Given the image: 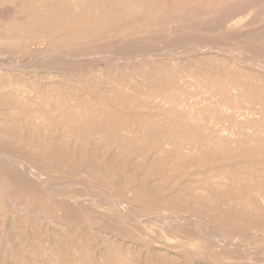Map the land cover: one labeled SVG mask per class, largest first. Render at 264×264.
Returning <instances> with one entry per match:
<instances>
[{
  "label": "rangeland",
  "instance_id": "rangeland-1",
  "mask_svg": "<svg viewBox=\"0 0 264 264\" xmlns=\"http://www.w3.org/2000/svg\"><path fill=\"white\" fill-rule=\"evenodd\" d=\"M262 5H264V3L260 6H257V9L255 7L252 11L253 13H251V17L253 18V20L256 17V21H259V23L257 22L258 26H260L261 23H264V6L262 7ZM0 12L7 16L5 19L0 20V30H3L0 31V83L5 84V86L2 88L4 89V91H0V149L12 154L16 153V156L22 157L24 160L29 162L32 166V170L37 172L40 177H50L51 185L54 188L64 190L67 193L69 192V195L76 194L77 196L85 195V197H87L90 193L99 197L108 194V196L118 199L122 203V205L125 206L124 208L127 214H129V212H139V214L148 215L150 213H168L174 212L177 209H183L185 211V214L190 215H187V218L180 220V222H182L183 224L182 226H177L176 229L173 230H164L163 226L168 228V226L171 225V222L169 223V225L168 223H161L159 221L157 222L158 225H153L152 227H136L129 222V219L125 218L127 217L125 213L109 211L105 208L98 207L96 204L90 201L81 200V202L76 203L71 202L68 204L52 205V203H50L49 201L47 202V200L45 199V193L41 190V188L34 185L31 181H29L30 184H27V186H29L28 191L31 192L29 195L21 194L19 197L9 196V194L11 193H8V191L5 190L4 186L7 185L9 188V186L11 187L12 184L13 189H11L12 187L10 189L12 190L11 192H14V184H18L16 182L18 181L16 180L18 169L0 160V264H117V262H119L120 264H130L129 261L131 260H136L134 262L135 264H264V251L261 252V248L264 247L263 234L255 236L244 235L243 239L246 242L244 245H242V247H233L230 245L212 246L207 239L204 230L198 228L202 225V227H205V223H202V221L208 220L209 227L212 231L219 233L222 236H227L228 238L231 236L239 238L241 232L247 229L250 224H248L247 226V223L244 221L228 218L227 215H229V213H243L250 216L264 215V207L261 208L264 203V198H261L262 196L264 197V135L261 132H258L257 136V131H253L251 133L252 135H250L252 136V141L249 136L250 132H247L243 137L239 139V135H236V142L234 140L229 142L219 139L216 140L215 138H213V134L209 130L210 128L203 126L201 128H193V130L191 127H180V129H185L184 131H181L180 138L179 128H171L167 125L163 126L166 131H169L168 137L171 136L167 138V134L165 135V132H163V127L162 129L158 128V126H149V128L147 127L148 129L146 127V129H144L133 126L130 128V130H132L130 131L131 133H127L128 137H131V135L132 137L133 135L138 136V134L142 133L143 136H139L146 139L144 140L145 144L147 142V145L144 146L145 144L143 142H140L139 140V144L143 143L144 145H142L146 147V149L142 148V145L139 148L144 149L143 152H148L147 154L142 156L139 154L137 145L138 141H135L136 143H133L137 146L136 149L134 148L135 153L132 151L133 148H130V145L133 144H131V142H124L123 139L116 141L113 140V142L112 140H110L111 142H107V140H104L94 143L93 141L82 143L83 140H77V138L75 140V136L73 138V135H76V129L74 128H69V132H67L66 130H61L59 128L57 129L58 131H56V129L49 128L43 134L40 140H38V137H40V135L38 136L33 131L31 134V129L28 128L27 125L25 126L19 123L23 120H26L25 113L20 110L19 114H10L8 110L13 105L12 102H16L15 100L19 99V93L28 90H33L37 94H39L40 92V94H42L44 92V95H42V97H47V103H50V99L53 100L52 97H55L57 95L56 92L61 93L58 94V96L61 95V99L64 98V95L66 93V99L64 98L65 101H69V99H71V96H73V98H76L79 94L81 95V97H79V95L77 98H80L79 100H84L85 98L89 99L92 96H101V89L106 86V78L108 76H116L117 80L122 79L120 81L123 82L130 81L129 84H132H130L132 86V89L127 90L131 94H129L127 91L126 93L119 92L120 95L122 94L124 95V97L127 96L124 102L126 104H130L132 103V101L136 102L141 97L144 98L143 93H146L148 88L150 89V86L151 89L148 90L150 92L152 91V86H155L154 90H167V92L170 91V94L180 97L181 95L194 96L200 90H206L210 88L213 90H224L231 82H235L242 86V93L239 100L247 99L252 102L255 101L259 103L258 105H264V84H261V82L257 83L252 79L253 77H255V75H264V59L262 58L259 61L254 62L248 60L251 59L252 56L257 57V55H264V37H262L264 31H230L225 27L218 28L217 24L214 23L215 20L213 19H205L206 21H200V19H197L195 20V22H183L175 30L156 32L152 31L148 33L133 35L125 40L117 41L115 37L110 36L108 38L91 42L90 44L78 43L76 45H69L66 44L65 41L59 40L55 45H50V43L47 41L42 43L43 45H37L30 43V40L35 35L39 36L40 33H38V31H27V29L23 30L20 27H17L16 31H6L7 29L5 28V26L12 18L19 17L18 19H20L21 17L23 18V15L16 13L15 11L13 12V7L9 4H4L3 6H1ZM197 21H200V23ZM188 25L190 27H188ZM225 32L228 33L225 34ZM54 37H57V33L54 34ZM200 42L213 43L215 45L226 48L229 50V53L235 56L237 59L241 61L247 60L249 65L246 67H242L233 64L228 58V56H230L228 55L229 53L226 52L207 50L198 51V44ZM91 45H95L97 47L99 46V48L108 51L113 57L115 55L118 57L117 52L129 54L140 52L145 56L141 55V58L138 57L137 59L132 60L127 59L121 62L119 60L118 62L117 59H110V61L108 62L109 64H103V67L107 69H105V74L103 73L100 76H97L100 77L99 79L95 75L97 72L96 69H98L97 67L91 68V65L89 66L88 63L80 66H76V64H65L56 61L52 56L47 55L50 54L51 48H58L62 50V53L71 55L76 54L81 50L87 49ZM167 50L169 51L167 52ZM143 52H145V54ZM164 52L165 54H163ZM240 52H242L243 54H240ZM213 53L215 56L213 55ZM149 54L150 57H147L146 55ZM179 56L180 58L178 59L177 57ZM3 66L5 67L3 68ZM152 66L153 69L159 68L163 76L161 74L155 76V74L151 73L152 79H148V77L147 79L144 78L143 75H148L149 72L153 71V69L151 68ZM250 66L252 67L250 68ZM253 66H255L256 68ZM140 68H142V70L139 74H137L136 70ZM248 68H250V70ZM247 69L249 71H247ZM189 70L193 71V73L196 74L194 83H190L187 85L180 83L178 81L179 76H181L184 72H188ZM202 70L203 74L201 73ZM124 71L125 73H123ZM47 72H49L53 76H51L50 78H47V76L44 77ZM241 72H243V74H241ZM238 73L241 75H238ZM178 74L179 76H177ZM120 75L123 76L120 77ZM160 76H162V78L164 77L163 81L159 80ZM118 77H120V79ZM72 78H74L75 80H73ZM157 78H159L158 81ZM96 79H99L98 82L96 81ZM134 80L135 83L137 82L136 84H134ZM100 81L102 82V84L105 81V85L100 84ZM56 82L58 83L56 84ZM96 82L98 85L97 87L101 89H98L96 87ZM32 83L33 86L31 87ZM54 83L57 86L60 83V87L58 86V88H56L57 86H55ZM92 83L96 88L93 87V89L91 87ZM40 84L43 86V88ZM49 84H51V88L49 87ZM182 84L184 85L183 88ZM45 85L48 87H44ZM100 85L102 86L100 87ZM175 85L178 90L183 89L181 90L182 94L180 91L179 94L178 92L176 93V90L173 89V87L177 89ZM65 86H68L69 91L72 89L71 92H73L74 89L75 92L78 93V95L73 94V92V95L70 96V94L67 93L69 91L65 90L64 92ZM70 86L74 87L69 88ZM256 86L259 88L255 89L254 87ZM30 87L31 89H29ZM62 87H64V89H62ZM188 91L190 93L189 95ZM87 93L91 96L89 97ZM10 97H12V99ZM44 98L43 100H45ZM107 102H109L108 99ZM34 106L33 108L36 107ZM29 108H31V106H29ZM42 108L44 110L49 109L46 105H42ZM4 109H6V111ZM115 110L119 112H140V110H137V108L121 109L120 107H118ZM206 110L207 113L205 112ZM206 110H203V113L205 112L204 116L193 115L192 117L185 116L184 118V116L160 113L158 115V118L171 121H192V119H194L193 121H198L200 118V120L203 119V121L208 122L209 119L212 120L213 117H220L216 107L213 106ZM4 112H7V115ZM51 113L50 116L53 115V112ZM50 116L48 114V117ZM27 119H29V117ZM152 127H154V129ZM156 128L158 130H156ZM138 129L140 130V133L138 132ZM160 129L162 130L160 131ZM169 129L171 130V132ZM63 131L64 133H62ZM133 131L135 132V134ZM231 131L236 132L237 129H230L228 130V132L223 131V133L227 135ZM118 133V137H120V139L123 138L122 135H124V133L121 131ZM218 133L222 134V131H219ZM62 134L63 136H61ZM184 134L185 136H182ZM68 135L69 137H71L69 138ZM79 135H81V131ZM79 135H77L76 137H78ZM152 135H154L155 138H153ZM164 135L165 140L163 139ZM27 136L28 138H34L33 145H30V143L26 145V142L22 143V141L20 140L21 137V139H25L27 138ZM58 136H61V139H57ZM232 136H235L234 133ZM71 139L75 140L76 144H74L75 142H71L73 141ZM156 139H159L157 144L155 143ZM253 139L255 141L257 139V141L254 142ZM259 139H261L260 142ZM142 140L143 139H141V141ZM55 141H57L59 148L61 147V145L63 148L65 147L64 151L62 150L61 155L58 154L59 152H55L57 150V148L55 147L57 146ZM80 141L81 143H78ZM150 141L154 142L156 145L154 143L152 144ZM164 141H169V143H164ZM172 142L174 144L177 143L176 148L174 147V144ZM189 142L191 145L189 144ZM232 142L234 143L232 144ZM60 143L61 145H59ZM170 143L172 144L171 146H173L171 149H169ZM186 144L189 145L188 149L191 146L193 148H191L193 150L192 152L191 149H186L187 154L191 152V155L189 154L188 156L184 152V149L187 146ZM196 144L198 146H196ZM38 145L40 147H44V154L43 148L38 149ZM165 146L167 148H165ZM180 146L183 147V150ZM54 147L56 148L55 151L52 150L55 149ZM163 147V151L162 149H159ZM91 148L93 149V151ZM159 150L160 152L162 151L161 153H163V156H160L161 153L159 152ZM155 151L156 153H154V155L160 153L156 156L159 155L158 157L162 162L159 161L158 157L156 159V157L153 156L152 153ZM181 151L183 152V154L181 153ZM63 152H65V154ZM71 152H74V154H76V167L78 169L72 168L71 166ZM77 152L79 155H77ZM141 152L142 150L140 151V153ZM138 154L142 157L140 158ZM176 155L179 157L177 158ZM210 155H212V157H210ZM68 157L69 160H67ZM56 158L58 159V162H55ZM149 158L151 160H149ZM52 159L54 160L52 161ZM79 160H83L84 163L83 165L78 167ZM157 160L158 162L156 163ZM183 160L185 161V163ZM179 162H181L182 166L184 167L183 169L181 165L179 166ZM92 164L99 165V167H104V170L102 172L93 171L92 169H90ZM62 167L64 168V170ZM112 168H118L121 171L120 174L111 177V175L107 171ZM170 168L172 169L170 170ZM223 168L225 172L223 171ZM240 169L244 171V173H242ZM218 171L220 172V174ZM226 171L228 172L227 175L230 178L229 183H227L226 181V179H228L226 178L227 175L224 176L225 179L223 178V174H226ZM259 171H262L263 174L261 175L263 176L258 174ZM205 172H207V174ZM221 172L223 174H221ZM189 173H192L193 175H190ZM214 173L215 175L218 173L220 177L222 176L221 179L218 174V177L213 175ZM252 173L254 175H252ZM9 174H14L13 177L15 178H10L12 175L10 176ZM8 176L10 177L8 178ZM238 176H243V180L241 178L239 179ZM246 176L248 177L246 178ZM258 176L261 178H259ZM70 177H76V180L78 181L76 185H67V181L70 179ZM169 178L171 181L168 180ZM222 178L225 181H222ZM236 178L239 179V183ZM209 179H212L213 181ZM215 179H217L216 182L218 180L222 182H217L216 186V184H212L215 183ZM234 180L237 181V183ZM240 180L243 181L241 186ZM245 180L247 181L246 183L244 182ZM207 181H210L211 183ZM259 181L263 183L261 184L263 186L258 183ZM203 182L204 185L207 183V188L210 187V184H212V188L215 187L214 191L210 189L211 187L209 188L211 192H215V197L209 190L201 189L202 187H204V185L202 184ZM255 182V187L257 189H255L254 184H252ZM130 183L141 184V186L145 188H141L139 190L133 189V192L132 188L128 187L129 185H124ZM199 183L202 185L201 187ZM20 184L21 183H19V185ZM165 184L167 185L165 186ZM169 184L171 186H169ZM197 185H199L198 188H196ZM259 185L261 186V188L258 187ZM194 188H196V190ZM248 188L250 189V191ZM259 188H263V190H261L263 192H259ZM199 189H201L202 192H199ZM253 189L254 191H258L255 192L256 195L253 194ZM32 190L37 192L38 197L37 195L36 197L32 196ZM208 192L211 193V196L208 195ZM40 194L42 195L40 196ZM27 196L31 199H34L26 204L24 203V201H28ZM39 196L45 197H43L42 199ZM212 196L213 199H211ZM258 196L260 197V199H262V203L261 201H258ZM207 197L210 199H207ZM61 205H63L64 207H61ZM58 206L59 208H57ZM60 207L64 209L60 210ZM51 211L56 212V215L52 214ZM221 214L223 216H221ZM61 215L63 218L65 217V219H63ZM198 218L200 219V221L198 220ZM257 223L258 225L260 224L259 226H264V219H260V221H258ZM62 224L63 226H61ZM98 225H100V227L94 230ZM46 227L48 228L46 229ZM52 229H54L53 231L56 234H52ZM161 233L167 236L184 235L185 237H187L189 244L187 243V245H185V248H181V242L173 240L171 244L179 245L180 247L178 249L172 248L168 251L165 250V248L161 245L158 246L159 252H157V250H155L156 248L154 245V239L156 236H160ZM99 235H103L107 239L109 238V240L115 241V247L114 245H112L110 246V248H107V251H110V253H106V255L100 257L105 259V261L100 259L98 254H95L97 250L95 248L93 239L99 237ZM85 238L89 242V248L76 250L75 246H82ZM48 239L51 241V244L48 243ZM26 242L30 243L28 247ZM72 245H75L74 248ZM44 246L45 249L43 248ZM126 246H129V249H126ZM119 247L122 249V255L118 254V250L116 251V248ZM147 249L153 252H148ZM8 250H10V253L8 252ZM125 260H128V262Z\"/></svg>",
  "mask_w": 264,
  "mask_h": 264
},
{
  "label": "bare ground",
  "instance_id": "bare-ground-1",
  "mask_svg": "<svg viewBox=\"0 0 264 264\" xmlns=\"http://www.w3.org/2000/svg\"><path fill=\"white\" fill-rule=\"evenodd\" d=\"M263 3H264V0H0V7L3 6L4 4H9V5H11L13 7V12L15 11L16 13H19V14L23 15V18L21 17L20 19H18L19 17L12 18L7 23V25L5 26V28L7 30L6 29H4V30H6V31H16V28L20 27L23 30L27 29V31H38V33H40L39 36L35 35L30 40L31 41L30 43L37 44V45L38 44H42L45 41L49 42L50 45H52V44L55 45L59 40H63V41L66 42V44H69V45L70 44L71 45H76L78 43L90 44L91 42L97 41L99 39L108 38L110 36L115 37L117 39V41H118V40L128 39L130 36H133V35H138V34H142V33H148V32H152V31L156 32V31L175 30V29H177L178 26L181 25V23L187 22V21L195 22V20H197V19H200V21L205 20V19L206 20L213 19V20H215L214 23L217 24L218 28L225 27V28H227L230 31H239V32L240 31H253V30L255 32L256 31H264V23L260 22L261 24H260V26H258L257 22L259 23V21H256L257 20L256 17L254 18V20L251 17V13H253L252 11L254 10V8L256 7V9H257V6H260ZM263 6L264 5H262V7ZM263 8H262V10H263ZM262 13H263V11H262ZM6 17H7L6 15H4L2 12H0V20L5 19ZM200 21H197V22L200 23ZM188 27H190V26L188 25ZM0 31H3V30H0ZM225 31H227V30H225ZM56 33H57V37H54V34H56ZM226 33H228V32H225V34ZM262 37H264V34L262 35ZM63 41H61V42H63ZM50 50H51L50 54H47V55L48 56H52L53 59H55L56 61H59L61 63L76 64V66H80V65H84V64L88 63L89 66L91 65V68L92 67H97L98 69H96L97 72L95 74L96 77L100 76L103 73L105 74V69H107V68L103 67V64H105V63L109 64L108 62L110 61V59H113V60L117 59V61L119 60L121 62V61H124V60H127V59L128 60L129 59L132 60V59H137L138 57L141 58L142 56H145V55H143L140 52L132 53V54L117 52L118 57L116 55L113 57L108 51H106L104 49H101V48H99V46L97 47L95 45L94 46L91 45V46H89V48L81 50L80 52H78L76 54H71V55L62 53V50H60L58 48H51ZM205 50H207V51H221V52L229 53L228 49L223 48V47H221L219 45H215L213 43H207V42H202V43L200 42L198 44V51H205ZM168 51L169 50H167V52ZM192 52H194V51H192ZM143 53L145 54V52H143ZM158 53H157V55H158ZM185 53H187V52H185ZM241 53L242 52H240V54ZM163 54H165V52ZM161 55H162V53H161ZM213 55H214V53H213ZM228 55H230V56H228L229 60L233 64H235L237 66L246 67V66L249 65L247 60L246 61H241V60L237 59L235 56L231 55L230 53ZM44 56H46V55H44ZM146 56L150 57V54L146 55ZM204 57H205V55H204ZM177 58L179 59L180 56L177 57ZM262 58L264 59V55H261V56L257 55V57H253L252 56V58L248 59V60L251 61V62H254V61H259ZM255 66H253V67H255ZM4 67L5 66H3V68ZM149 67H150V65H149ZM251 67L252 66H250V68ZM151 68L153 69V66ZM250 68H248V69L250 70ZM248 69H247V71H249ZM141 70H142V68L137 69L136 73L139 74L141 72ZM244 70H245V68H244ZM123 73H125V71ZM151 73L155 74V76L156 75L158 76L159 74H161V71H160L159 68H157V69L155 68V69H153V71L149 72L148 75L147 74L143 75L144 78L147 79V77H148V79H152L151 78L152 77ZM201 73L203 74V70L201 71ZM150 74H151V76H150ZM241 74H243V72H241ZM241 74L238 73V75H241ZM161 75L163 76V74H161ZM46 76H47V78L48 77L50 78L53 75H51L49 72H47V74L44 75V77H46ZM57 76H58V74H57ZM107 76H108V74H107ZM121 76H123V75H120V77ZM162 76H160V79L157 78V81H158V79L163 81L164 77L162 78ZM177 76H179V74ZM120 77H118V78L120 79ZM97 78L100 79V77H97ZM195 78H196V74L193 73V71L189 70L188 72H184L181 76H179V78H178L179 80L178 81L180 83H183V84H186V85L190 84V83L193 84L194 81H195ZM72 79L75 80L74 78H72ZM252 79H253V81L255 80L257 83L261 82V84H264V75L263 74L255 75V77H253ZM8 80H10V79H8ZM98 80L96 79L97 82H98ZM106 80H107V84L102 89L97 87L98 85H97V82H96V87L98 89H101V91H102L101 92L102 93L101 96H92L91 98H89V99L85 98L84 100L83 99L79 100L80 98L77 99L80 94L78 95V93H76L74 89H73L74 93L71 92L72 89L69 91L68 86L67 87L65 86V89H64V87H62V89H64V92H65V90L69 91L67 93L70 94V96L73 95V94H77L78 95L76 98L75 97L73 98V96H71L70 97L71 99H69V101L68 100L65 101L66 93H65V95L63 94L65 99L64 98L61 99L60 98L61 95L58 96V94H61V93L60 92L59 93L56 92V94H57L56 96H58V97H56V96L52 97L53 100L50 99V103H47V99H46L47 97L46 98L42 97V95H44L43 94L44 92L42 94H40L41 92L39 94H37L33 90L22 91L21 93H19L20 94L19 99L15 100L16 102H12L13 105L12 106L10 105L11 107L8 110H9L10 114L11 113L19 114V111L22 110L25 113V115H26V120L27 121L23 120V121H21L19 123L23 124L25 126L27 125L28 128L31 129V134H32V131H33L38 136L40 135V137H38V140H40V138L43 136V134L49 128L50 129H56V131H58L57 129L59 128V129L64 130V131L66 130L67 132L70 131L69 128H74V129H76V135H73V138L75 136V140H76V138H77V140H83L82 143L83 142H87V141H93V143H94V142H101V141H104V140L105 141L107 140V142L112 140V142H113V140L116 141V140H122L123 139L124 142H131V144H133V143H136L138 141L137 145H138V149H139V154L142 155V156L148 153L146 150H145L146 152H143V150L146 149V147H144V146L147 145V142L145 144L144 140H146V139L141 137L143 135H142V133L139 132L140 131L139 129H138V132L140 134H138V136H136V135L134 136L133 135V137H132V135L130 134L131 137H128L127 133L132 131V130H130V128L133 127V126L144 128V129H146L147 127L149 128V126H158V128H162L163 126H166V125L168 127H171V128H179L180 132L176 129L180 133L179 138L181 136V131L185 130V129H180V127H189V128L191 127L192 130H193V128H201L203 126V127L210 128L209 130L212 132L213 138H215L216 140L219 139V140H224V141H229V142L232 141V140H234V141L237 140V136L236 135H239V137H238V139H239V138L243 137L247 132L248 133L250 132L249 136L252 135L251 133L253 131L254 132L257 131V136H258V132L259 133L261 132L264 135V105H258L259 103L255 102V101L252 102V101L247 100V99L246 100L245 99H242V100L240 99L239 100V98L241 97V93H242L241 92L242 86L240 84H238V83L231 82L224 90H213V89L210 88V89H206V90L205 89L204 90H200L194 96L193 95H191V96H182L181 95L180 97H177L176 95L170 94L169 93L170 91L167 92V90H162V89L154 90L155 86L154 87L152 86V91L150 92V91H148V90L151 89V86H150V89L148 88V90H147L148 93L146 92V93H143L144 95L142 94L144 98L141 97L136 102L132 101V103L126 104L124 102H125V98L127 96L124 97V95H122V94L120 95V93H122V92L126 93L127 90H129V89L131 90L132 89V86H131L132 84L131 83H130L131 85L129 84L130 81L129 82H123V81H120L122 79L117 80L116 76H114V77L108 76L106 78ZM129 80H130V78H129ZM166 80H167V78H166ZM58 82H56V84ZM133 82H134V84L137 83V82L135 83V80ZM104 83H105V81H104ZM59 84H58V86H59ZM100 84H102L101 81H100ZM168 84H170V83H168ZM178 84H177V86H178ZM183 84H182V88L184 86ZM50 85L51 84H49V87L51 88ZM54 85H55V83H54ZM102 85H100V87ZM4 86H5V84L0 83V91H4V89H2ZM32 86H33V83L31 85V87ZM55 86H57V85H55ZM58 86L56 88H58ZM31 87L29 89H31ZM44 87H48V86L45 85ZM71 87H74V86H70L69 88H71ZM91 87L93 88V87H95V85L93 86V83H92ZM175 87H176V85H175ZM180 87H179V89H180ZM42 88H43V86H42ZM87 88H88V85H87ZM254 88L257 89L259 87L256 86ZM47 89H49V88H47ZM52 89H54V88H52ZM52 89H51V91H52ZM75 89H76V86H75ZM173 89L176 90V93L178 92V94H179V91L181 92V90H183V89L178 90V88L175 89L174 87H173ZM41 90H44V89H41ZM171 90H172V88H171ZM49 93H51V92H49ZM128 93L131 94L130 92H128ZM81 94H83V93H81ZM181 94H182V92H181ZM189 94L190 93L188 91V95ZM88 95H87V97H88ZM135 95H136V93H135ZM90 96L91 95H89V97ZM49 97H51V96H49ZM67 97H68V95H67ZM79 97H81V95ZM10 98L12 99V97H10ZM43 98L45 100H43ZM82 98H83V95H82ZM107 99H108L109 102H107ZM136 99H138V98H136ZM42 105H46L49 109L48 110H44L42 108ZM29 106H31V108H29ZM33 106L35 108H33ZM213 106L217 108V112L219 113L220 117H213L212 120L209 119L208 122L203 121V119L200 120L199 117H198L199 118L198 121H193L194 119H192V121L191 120L190 121L189 120L171 121V120H164V119L158 118V115L160 113L184 116V118H185V116L186 117H189V116L192 117L193 115H202V116H204L205 115L204 113L205 112L207 113L206 109H208L210 107H213ZM118 107H120L121 109L137 108V110H140V112L139 113L123 112V111L119 112V111L115 110ZM26 109H28V110H26ZM4 110L6 111V109H4ZM203 110H206V111L203 113ZM0 112H1V109H0ZM2 112H3V110H2ZM51 112H53V115L50 116ZM4 113H6V115H7V112H4ZM48 114H49L50 117H48ZM213 116H214V112H213ZM28 117H29V119H27ZM8 120H10V119H8ZM152 128L154 129V127H152ZM162 129H160V131ZM230 129H235V130L237 129V131L236 132H232L231 131L227 135H225V133H223V131H227L228 132V130H230ZM156 130H158V129L156 128ZM248 130H251V131H248ZM64 131L62 133H64ZM80 131H81V135H79ZM120 131L124 133V135H122L123 138H121V139H120V137H118L119 136L118 132H120ZM202 131H204V130H202ZM219 131H222V134L218 133ZM163 132H165L164 133L165 135L167 134V138L171 137V136L168 137V132L169 131H166L165 128L163 129ZM170 132H171V130H170ZM233 133H234V135L236 137L232 136ZM134 134H135V132H134ZM77 135H79V136L76 137ZM139 135H141V136H139ZM165 135L163 137L164 140H165ZM61 136H63V134ZM61 136L60 137L58 136L57 139L58 138L61 139ZM152 136H153V138H155L154 135H152ZM182 136H185V134L182 135ZM68 137H69V135H68ZM156 137H158V136H156ZM161 137H162V135H161ZM21 138H20V140L22 141V143L26 142V145H28L29 143H30V145H33L34 138L33 139L32 138H28V136L25 139H21ZM159 138H160V136H159ZM141 139H143V140L141 141ZM151 139H152V137H151ZM250 139L252 141V136H250ZM71 140H73V139H71ZM75 140H73L71 142L74 143ZM131 140H133L134 142L131 141ZM139 140H140V142H143L145 145L143 143L139 144ZM148 140H149V138H148ZM158 140L156 139V142H155L156 144L158 143ZM182 140H183V138H182ZM260 140L261 139H259V142H260ZM169 141L168 142L164 141V143H169ZM188 141H190V140H188ZM256 141H257V139H256ZM256 141L254 140V142H256ZM55 142L57 144V141H55ZM150 142L152 144L154 143L152 141H150ZM78 143H81V141L78 142ZM203 143H205V142H203ZM233 143L234 142H232V144ZM74 144H76V142ZM120 144H121V142H120ZM176 144H174L175 148H176ZM189 144H190V142H189ZM39 145H38V149L43 148V154H44V147H42V146L40 147ZM59 145H61V143ZM133 145H130V148H133L132 151L134 152L137 146L136 145L133 146ZM141 145H142V148H144V149H142V148L140 149L139 148ZM165 145H167V144H165ZM171 145L172 144L170 143V148L169 149H171L173 147ZM179 145H181V144H179ZM186 145L187 146L184 149L185 150L184 152L187 154L186 149H188L189 145L188 144H186ZM57 146H58V144H57ZM57 146H55L57 148V150H56L55 147H54L55 149H52V150L53 151L56 150L55 152H59L58 154L61 155L62 154L61 152H62V150L64 151L65 147L63 148L62 145H61L62 148L61 147L59 148V146L58 147ZM196 146H198V145L196 144ZM207 147H208V145H207ZM227 147H228V145H227ZM165 148H167V147L165 146ZM181 148L183 150V147H181ZM191 148H192V146L189 147V149H191ZM195 148H197V147H195ZM159 149L160 150L162 149V151H163L164 147L163 148H159ZM192 149H191V152L193 151ZM141 150H142L141 153H143V154L140 153ZM160 150H159V152H160ZM92 151H93V149H92ZM191 152H189L190 155H191ZM63 153L65 154V152H63ZM154 153H156V151L153 152L152 154L157 159V157L159 155L158 156H156V155L160 154V153H157L155 155H154ZM181 153L183 154L182 151H181ZM15 154H12V153H9V152H7L5 150L0 149V160L6 162V163H8V164H10V165H12V166H14L15 168L18 169L17 170L18 173L16 175L17 176L16 180H18L16 182L18 184H16V185L14 184V186H15L14 187V189H15L14 192H11L12 191L11 189H13V185L12 184H11L12 188L10 186L8 188L7 185L4 186L5 190H7L8 193H11V194H9V196H14V197L18 196L19 197L21 194L22 195H27V194L29 195L31 192L28 191L29 186H27V184H30L29 181H31L34 185L39 186L41 188V190L45 193V196H46V197L45 196H43V197H45L47 202L49 201L50 203H52V205L53 204H68V203H71V202H73V203L75 202L76 203V202H81V200L90 201V202L96 204L98 207L105 208V209H107L109 211L118 212V213H120V212L125 213L126 216H127L125 218L129 219V222L132 225L136 226V227L137 226L152 227L153 225H158L157 222L160 221L161 223H168V225L171 222L170 223L171 225H169L168 228H166L164 226H163V228H164V230H168V229L173 230V229H176L177 226H182L183 225L182 222H180V220L187 218L188 214H185V211L183 209L182 210L181 209H177L174 212H168V213H156V214L155 213H150L148 215L139 214V212L138 213H136V212L130 213L129 212V214H127L125 212L126 211L125 208H124L125 206L122 205V203L118 199L112 198V197L108 196V194H105V195L99 196V197H97V195L90 194V193H89V195L87 197H85V195H80V196H77L76 194L69 195L70 194L69 192H68L69 193L68 194L64 190H60V189L54 188L51 185L50 177L49 178L40 177L37 172L32 170V166H31V164L29 162L24 160L22 157L16 156L17 154L16 155ZM168 154H169V152H168ZM189 154H187V156ZM70 155H71V157H70L71 160L70 161H71L72 168H77L76 167V159H77L76 154H74V152H71ZM70 155H68V156H70ZM77 155H79L78 152H77ZM140 155H139V157L141 158L142 156H140ZM192 155H193V153H192ZM160 156H163V153H161ZM178 157L179 156H177V158ZM210 157H212V155H210ZM152 158H154V157H152ZM46 159H47V157H46ZM54 159H52V161ZM158 159H159V161H161L159 157H158ZM67 160H69V157L67 158ZM83 160H79L78 161V167L83 165V163H84ZM149 160H151V159L149 158ZM56 161L58 162L57 158H56L55 162ZM216 161H217V159H216ZM47 162H49V161H47ZM135 162H137V161H135ZM154 162H153V164H154ZM157 162H158V160L156 161V163ZM179 163H178L179 166L181 165V167L183 169L184 167L182 166L181 162H179ZM184 163H185V161H184ZM187 164H188V162H187ZM65 166H67V165H65ZM59 168H61V167H59ZM103 168L104 167H99V165H94V164H92L91 167H90V169H92L93 171H98V172H102L104 170ZM226 168H225V170H226ZM251 168H253V167H251ZM171 169L172 168H170V170ZM219 169H220V167H219ZM63 170H64V168H63ZM130 171H131V169H130ZM221 171H222V169H221ZM223 171H224V168H223ZM240 171H242V170L240 169ZM107 172H109L111 177H114V176H117L118 174H120L121 171L118 168H112V169H109ZM228 172H229V170H228ZM228 172L226 171V174H223L221 172V174H223V178L224 179H225L224 176H226L228 174ZM236 172H238V171H236ZM251 172H252V170H251ZM177 173H179V172H177ZM205 173L207 174V172H205ZM242 173H244V171H242ZM255 173H256V171H255ZM263 173H262V171L258 172L259 175H261ZM217 174L215 175V173H214L213 175L218 177L220 172H219L218 176H217ZM9 175L10 176L12 175V176L11 177L8 176V178L9 177L12 178L14 174H9ZM175 175H177V174H175ZM190 175H193V174L191 173ZM236 175H237V173H236ZM252 175H254V174L252 173ZM248 176H246V178ZM261 176H263V175H261ZM221 177H220V179H221ZM13 178H15V177H13ZM223 178H222V181L224 180ZM226 178L229 179V180L226 179L227 183H229L230 178L228 177V175L226 176ZM240 178L243 180V176L239 177V179ZM246 178H244V179H246ZM259 178H261V177H259ZM217 179H215V181H214L215 183H212V184H216V186H217V182L218 183L222 182L220 180H218L216 182ZM239 179H237V181ZM168 180H170V178ZM209 180H212V179H209ZM231 180H233V179H231ZM242 180H240L241 181L240 182V186H241V184L243 182ZM112 181H113V178H112ZM237 181H235V182L237 183ZM25 182H27V183H25ZM77 182L78 181L76 180V177H70V179L67 181V185L68 186H72L74 184L76 185ZM133 182H135V181H133ZM207 182H210V181H207ZM235 182H234V185H235ZM244 182L246 183L247 181L245 180ZM19 183H21V184L19 185ZM238 183H239V181H238ZM258 183H260V185L263 184V183H261V181H259ZM202 184L204 185V182ZM212 184H210V187L212 186ZM252 184H254V187H255L256 182L252 183ZM124 185L125 186L129 185L128 187L132 188V190L133 189H136V190L138 189L139 190L141 188L142 189L145 188V187L141 186V184H137V183H130V184H124ZM166 185L167 184H165V186ZM205 185H206V187H205ZM205 185H204L205 188L202 187L201 189L202 190L203 189L209 190L210 187L208 186L209 188H207V183ZM260 185L258 187L261 188V186H263V185H261V186ZM169 186H171V185L169 184ZM169 186H167V187H169ZM198 186L199 185H197L196 188H198ZM201 186L202 185L200 184V187ZM219 187H220V185H219ZM196 188H194V189L196 190ZM214 188L211 187L210 189L212 191H214ZM250 188H251V185H250ZM263 188H264V186H263ZM263 188L260 189L259 192L261 190H263ZM201 189H199V192H202ZM255 189H257V188L255 187ZM15 191H17V192H15ZM249 191H250V189H249ZM253 191H254V189H253ZM32 192H33L32 196L36 197L37 192H35L33 190H32ZM133 192H134V190H133ZM137 192H139V191H137ZM255 192H258V191L257 190L254 191L253 192L254 195H256ZM261 192H263V191H261ZM211 193H213V192H211ZM211 193L208 192V195H210ZM214 193H213V196L215 197ZM225 193H227V192H225ZM41 195L42 194H40V196ZM180 195H182V194H180ZM260 195H261V193H260ZM210 196H208V197H210ZM213 196L211 197V199H213ZM37 197H38V195H37ZM43 197H40V198L43 199ZM208 197H207V199H210ZM258 197H256V198H258ZM261 198L263 199L264 197L262 196ZM32 199H34V198H32ZM32 199L27 196V200L28 201H24V203L27 204ZM203 199H204V197H203ZM262 199H260V197H259L258 201L260 202ZM196 203H198V202H196ZM249 203H250V201H249ZM261 203H262V201H261ZM157 205H158V203H157ZM201 205H200V207H201ZM35 206H36V204H35ZM61 207H64V206L61 205ZM263 207H264V203H263L261 208H263ZM57 208H59V206ZM63 209L64 208H61L60 210H63ZM51 213L56 215L55 214L56 212H52L51 211ZM222 214H221V216H223ZM188 216H190V215H188ZM61 217H62V215H61ZM227 217L231 218V219H234V220L244 221V222L247 223L246 224L247 226H248V224H250V226L247 229H245V230H243L241 232V235H240L239 238H235L234 236H231V237L228 238L227 236H222L221 234L212 231L210 229V227H209L208 220L207 221H202V223H205V227H202L203 226L202 225V226H199L198 228H201V229L204 230V232H205V234L207 236V239L209 240V242H210V244L212 246H214V245H218V246L230 245V246H233V247H240V246L242 247V245H244L245 242H246L243 239L244 235H248V236H255V235H260V234L264 235V226H259L260 224L258 225V223H257L258 221H260V219H264V215L250 216V215H245L243 213H234V214L229 213V215H227ZM63 219H65V217ZM198 220L200 221L199 218H198ZM95 221H96V219H95ZM57 224H59V223H57ZM61 226H63V224ZM64 227H65V224H64ZM99 227H100V225H98L94 230L98 229ZM47 228L48 227H46V229ZM53 230L54 229H52V231H51L52 234L55 233ZM213 230H215V229H213ZM173 240L181 242V248H185V245H187V243H188V239L184 235H169V236H167V235H163L161 233L160 236H156L155 239H154V245H155V248H156L155 250H157V252H159L158 251V249H159L158 246H161V245L165 248V250H168V251H169V249H172V248L173 249H178L180 247L179 245H172L171 244V242H173ZM89 241H91V240H89ZM93 241H94L95 248L97 250V252L95 254H98L99 258L103 257V255H106V253H110V251H107V248H110V246H112V245H114V247H115V241L114 240H109V238L107 239L103 235H99V237L93 239ZM26 243H27V247H28V245L30 243H28V242H26ZM48 243L51 244V241L49 240ZM116 243H117V241H116ZM52 244H53V242H52ZM88 244H89V242L85 238L84 241H83V245H82L83 247L82 246L79 247V245L78 246L74 245V246H75L76 250H82V249H85V248L86 249L89 248ZM5 245H6V243H5ZM74 246H73V248H74ZM91 246H93V245H91ZM138 247H139V245H138ZM43 248L45 249V246ZM127 248L129 249V246H126V249ZM48 249H49V246H48ZM64 249H66V248H64ZM117 250H118V254L119 255L123 254L122 253V249L120 247L116 248V251ZM147 250H148V252H153V251H150L149 249H147ZM262 251H264V247L261 248V252ZM8 252L10 253V250H8ZM86 253H84V254H86ZM8 255H11V254H8ZM135 255H137V254H135ZM108 256H109V254H108ZM71 257H73V256H71ZM100 259L105 261V259H103V258H100ZM131 259H132V257H131ZM96 261H98V260H96ZM122 261H124V260H122ZM125 261L128 262V260H125ZM135 261L131 260V261H129V263L130 264H135L134 263ZM104 263H106V262H104ZM117 264H120V263L117 262Z\"/></svg>",
  "mask_w": 264,
  "mask_h": 264
}]
</instances>
